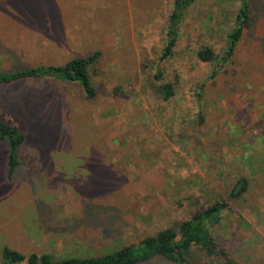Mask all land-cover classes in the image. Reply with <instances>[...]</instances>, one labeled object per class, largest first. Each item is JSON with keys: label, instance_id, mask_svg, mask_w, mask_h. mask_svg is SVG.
<instances>
[{"label": "rangeland", "instance_id": "rangeland-1", "mask_svg": "<svg viewBox=\"0 0 264 264\" xmlns=\"http://www.w3.org/2000/svg\"><path fill=\"white\" fill-rule=\"evenodd\" d=\"M173 2L0 0V71L100 52L94 98L55 78L0 86L3 118L26 132L12 176L0 142V261L5 246L105 254L226 200L217 242L238 264H264V0H248L250 25L224 62L241 0H196L163 57ZM205 45L218 58L202 61Z\"/></svg>", "mask_w": 264, "mask_h": 264}, {"label": "trees", "instance_id": "trees-1", "mask_svg": "<svg viewBox=\"0 0 264 264\" xmlns=\"http://www.w3.org/2000/svg\"><path fill=\"white\" fill-rule=\"evenodd\" d=\"M196 0H174L172 11L168 17L166 45L163 57L172 55L177 44L180 24L186 11ZM250 5L248 0H241L235 26L228 33L227 52L220 60L224 62L240 41L244 29L250 25ZM97 51L89 57H75L63 65H37L26 68L0 71V86L33 78H55L67 82L78 83L87 98H94L97 89L93 84L90 65L98 58ZM202 61H214L218 58L209 46L198 51ZM161 73H157L160 77ZM157 91L165 100L175 95L173 82H162ZM26 141V132L11 118L4 119L0 102V142L8 146V175L12 176L20 164L19 149ZM244 178L229 193L230 198H237L246 190ZM226 200H217L206 208L197 210L192 217L183 220L178 228L167 227L153 235L142 238L138 243L126 244L120 248L97 256H68L57 258L52 253H31L26 255L5 246L2 250L0 264H145L156 258H163L175 264H199L195 254L201 259H211L210 264H238L233 261L226 249L217 242L212 227L222 220V213L228 207ZM203 255V256H202Z\"/></svg>", "mask_w": 264, "mask_h": 264}]
</instances>
